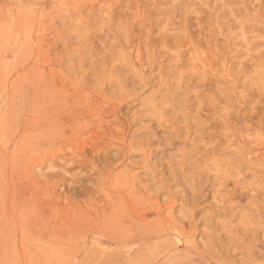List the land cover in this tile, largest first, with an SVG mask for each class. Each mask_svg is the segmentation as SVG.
Returning a JSON list of instances; mask_svg holds the SVG:
<instances>
[{
  "label": "rangeland",
  "instance_id": "rangeland-1",
  "mask_svg": "<svg viewBox=\"0 0 264 264\" xmlns=\"http://www.w3.org/2000/svg\"><path fill=\"white\" fill-rule=\"evenodd\" d=\"M0 264H264V0H0Z\"/></svg>",
  "mask_w": 264,
  "mask_h": 264
},
{
  "label": "bare ground",
  "instance_id": "bare-ground-1",
  "mask_svg": "<svg viewBox=\"0 0 264 264\" xmlns=\"http://www.w3.org/2000/svg\"><path fill=\"white\" fill-rule=\"evenodd\" d=\"M205 258V257H204ZM211 263V262H210Z\"/></svg>",
  "mask_w": 264,
  "mask_h": 264
}]
</instances>
